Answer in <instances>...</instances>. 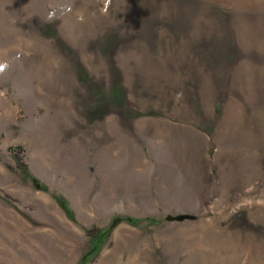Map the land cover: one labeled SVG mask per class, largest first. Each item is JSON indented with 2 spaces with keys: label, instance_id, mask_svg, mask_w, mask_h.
<instances>
[{
  "label": "rangeland",
  "instance_id": "1",
  "mask_svg": "<svg viewBox=\"0 0 264 264\" xmlns=\"http://www.w3.org/2000/svg\"><path fill=\"white\" fill-rule=\"evenodd\" d=\"M113 215L80 264H264V0H0V264Z\"/></svg>",
  "mask_w": 264,
  "mask_h": 264
},
{
  "label": "trees",
  "instance_id": "2",
  "mask_svg": "<svg viewBox=\"0 0 264 264\" xmlns=\"http://www.w3.org/2000/svg\"><path fill=\"white\" fill-rule=\"evenodd\" d=\"M13 158L17 164V166L22 170L23 175L26 178L31 179L33 182H35L38 185V188L43 189V190H48L47 186L42 184L28 169L27 164L22 160V157L20 156V152L17 150H14L13 152ZM53 198L56 200V202L60 205V207L64 210L65 214L73 218V211L72 208L69 205L68 200L61 194L58 193H52ZM124 219L130 224H137L141 219L138 217H133V216H117L113 215L110 224L107 227L100 228V227H94L91 229H87V234L89 235L91 240H96L97 241V246L96 249L88 256L86 254L91 250V247L89 246L88 249L82 254L80 259L78 260L77 264H80L81 262L84 261L86 263L89 261V257L93 256L97 250L102 246V244L107 240L108 235L111 231V228L117 223L119 220ZM150 222H156L157 219L153 217H148L146 218ZM83 263V264H84Z\"/></svg>",
  "mask_w": 264,
  "mask_h": 264
},
{
  "label": "water",
  "instance_id": "3",
  "mask_svg": "<svg viewBox=\"0 0 264 264\" xmlns=\"http://www.w3.org/2000/svg\"><path fill=\"white\" fill-rule=\"evenodd\" d=\"M189 215H187V214H180V215H177L176 217L177 218H184V217H188Z\"/></svg>",
  "mask_w": 264,
  "mask_h": 264
}]
</instances>
